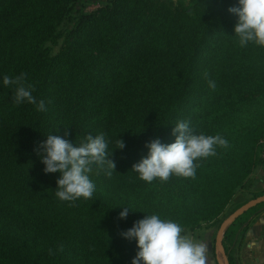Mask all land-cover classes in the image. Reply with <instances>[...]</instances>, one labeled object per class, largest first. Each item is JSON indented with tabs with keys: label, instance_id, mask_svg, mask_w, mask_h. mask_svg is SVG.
<instances>
[{
	"label": "trees",
	"instance_id": "obj_1",
	"mask_svg": "<svg viewBox=\"0 0 264 264\" xmlns=\"http://www.w3.org/2000/svg\"><path fill=\"white\" fill-rule=\"evenodd\" d=\"M237 2L109 0L84 11L75 0H0V207L51 239L22 236L0 215V264H131L136 241L120 233L135 221L157 214L195 230L218 222L235 192L252 187L264 136V47L239 45L238 17L228 11ZM61 37L52 53L48 42ZM21 73L45 111L17 105L15 86L3 85L5 75ZM180 121L195 135H221L228 147L196 161L194 179L140 180L132 166L147 157L145 145L173 143ZM101 133L115 170L109 176L94 167L91 199L61 201L60 173L45 174L34 149L49 134L78 146L80 136ZM263 194L253 190L252 198ZM262 204L229 225L226 252ZM125 207L127 218L118 219Z\"/></svg>",
	"mask_w": 264,
	"mask_h": 264
},
{
	"label": "clouds",
	"instance_id": "obj_2",
	"mask_svg": "<svg viewBox=\"0 0 264 264\" xmlns=\"http://www.w3.org/2000/svg\"><path fill=\"white\" fill-rule=\"evenodd\" d=\"M228 11L238 17L234 33L239 45L246 47L252 43L264 47V0H238ZM3 85L15 86L13 99L17 105L27 102L35 105L37 111L46 110L45 102H37L32 95L35 86L26 83L25 73L14 78L5 75ZM208 86L214 90L215 81L208 80ZM65 135H68L67 131ZM172 135L175 136L173 143L164 144L156 138L145 145L149 149L147 157L132 166L140 180L151 183L159 179L166 182L172 175L194 179L199 167L196 161L215 156L217 146L228 147V141L219 134H193L188 121L175 124ZM46 137L34 151L45 166V174L60 173L56 181V196L69 202L80 198L91 199L95 185L90 174L94 167L97 171L104 170L109 176L115 170V163L106 159L111 153L107 151L108 142L104 134L95 137L86 135L78 146L57 135ZM116 144V149L125 147L121 139ZM106 164L107 169L104 167ZM130 210V207H125L118 219H126ZM120 235L129 241H136L138 251L131 264H206V245L184 234V229L177 222L161 219L157 214H147ZM59 250L63 251V247ZM49 254H53L51 249Z\"/></svg>",
	"mask_w": 264,
	"mask_h": 264
},
{
	"label": "crops",
	"instance_id": "obj_3",
	"mask_svg": "<svg viewBox=\"0 0 264 264\" xmlns=\"http://www.w3.org/2000/svg\"><path fill=\"white\" fill-rule=\"evenodd\" d=\"M255 186L264 185V164L254 168L250 174ZM253 190H257L255 187ZM216 223H206L194 230L196 241L206 245V264H226L225 255L219 243L220 228L215 230ZM224 245V244H223ZM226 256H230L234 264H264V208L255 213L246 227L239 228L234 238L229 242ZM225 248V247H224ZM226 251V250H225Z\"/></svg>",
	"mask_w": 264,
	"mask_h": 264
},
{
	"label": "rangeland",
	"instance_id": "obj_4",
	"mask_svg": "<svg viewBox=\"0 0 264 264\" xmlns=\"http://www.w3.org/2000/svg\"><path fill=\"white\" fill-rule=\"evenodd\" d=\"M109 0H75V9L80 8L83 9L84 11H93L96 10L97 8L104 6L106 3H108ZM174 1H179V0H174ZM74 15V13H73ZM72 15V16H73ZM74 18V17H73ZM67 25L71 24V21H67L66 22ZM51 45V52L52 53H56L60 50L62 43H63V37H61L58 41L57 44H53L51 42H48ZM76 127H78L80 130H83V125L82 124H76ZM85 138V136H80V140L83 141ZM258 153H259V158H261V161L257 164H264V158L261 156V152L258 148ZM254 171V170H253ZM253 176H255V174L253 173L251 180L254 179ZM253 182V181H252ZM256 184H253L251 188L249 187H244V188H239L235 194L232 196L230 202L228 203V205L226 206L224 212L220 215V220L218 222H216V226H215V230L217 232V230L220 228L221 224L223 223V221L228 218L238 207V205L242 202H245V200L251 199L253 196V189L256 187L257 190H262L264 188L263 186H260L258 188V186H255ZM264 208V204L258 206L257 208V212H259L261 209ZM256 212V213H257ZM0 215L5 216V218L9 221L14 223L17 227H18V233L22 236L27 235L30 236L31 238H35L36 240H38L39 242L43 243V244H49L51 242V239L49 237L48 234L45 233L44 231V227L34 223H29V224H25L24 221H21L20 214H15V212H13L10 209H7L3 206L0 207ZM206 224V223H204ZM196 230V229H195ZM194 230H190V229H184V234H188L190 236H192L194 239L196 238V234H194L193 232ZM196 240V239H195Z\"/></svg>",
	"mask_w": 264,
	"mask_h": 264
},
{
	"label": "water",
	"instance_id": "obj_5",
	"mask_svg": "<svg viewBox=\"0 0 264 264\" xmlns=\"http://www.w3.org/2000/svg\"><path fill=\"white\" fill-rule=\"evenodd\" d=\"M264 201V194L260 195L258 197L252 198L250 200H248L246 203H244L242 206H240L239 208H237L228 218H226L223 223L221 224V228H220V234H219V243L220 246L222 248V252L225 255V260H226V264H230L227 258V254L223 245V237H224V232L226 231V229L229 227V225L238 217L240 216L242 213H244L245 211H247L249 208H251L254 205H257L259 202Z\"/></svg>",
	"mask_w": 264,
	"mask_h": 264
},
{
	"label": "built area",
	"instance_id": "obj_6",
	"mask_svg": "<svg viewBox=\"0 0 264 264\" xmlns=\"http://www.w3.org/2000/svg\"><path fill=\"white\" fill-rule=\"evenodd\" d=\"M259 150L261 152V156L264 158V136L260 139Z\"/></svg>",
	"mask_w": 264,
	"mask_h": 264
}]
</instances>
